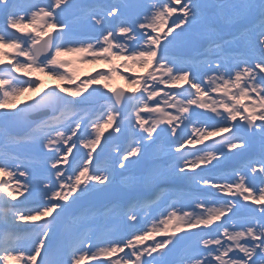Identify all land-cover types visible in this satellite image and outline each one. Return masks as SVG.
Segmentation results:
<instances>
[{
    "label": "snow or ice",
    "instance_id": "snow-or-ice-1",
    "mask_svg": "<svg viewBox=\"0 0 264 264\" xmlns=\"http://www.w3.org/2000/svg\"><path fill=\"white\" fill-rule=\"evenodd\" d=\"M0 264H264V0H0Z\"/></svg>",
    "mask_w": 264,
    "mask_h": 264
},
{
    "label": "rangeland",
    "instance_id": "rangeland-1",
    "mask_svg": "<svg viewBox=\"0 0 264 264\" xmlns=\"http://www.w3.org/2000/svg\"><path fill=\"white\" fill-rule=\"evenodd\" d=\"M169 24H171V21H169ZM178 48H186V47H178ZM178 48H175V49H178ZM105 67H106V66H104V65H85V66H82L81 78H85V76H86L87 73H92V74H94L97 68H101V69H103V68H105ZM37 75H39V74H37ZM41 78L44 79V81H45V86L50 85V84H55V83H56V81H53V80H52L51 78H49V77L42 76ZM115 84H116L117 86H119V85H123V84H124V81L117 79V80L115 81ZM33 95H35V94H33ZM106 135H107V133H106ZM121 142H122V141H116V143H121ZM165 142H167V140H166ZM112 147H113V146H109V148H108V153H109V154H111V149H112ZM197 147H201V146H197ZM186 150H188V148H186ZM85 151H86V150H85ZM97 151H99V149H97ZM120 192H121V190H118L116 193H120Z\"/></svg>",
    "mask_w": 264,
    "mask_h": 264
},
{
    "label": "bare ground",
    "instance_id": "bare-ground-1",
    "mask_svg": "<svg viewBox=\"0 0 264 264\" xmlns=\"http://www.w3.org/2000/svg\"><path fill=\"white\" fill-rule=\"evenodd\" d=\"M34 94V93H33Z\"/></svg>",
    "mask_w": 264,
    "mask_h": 264
}]
</instances>
